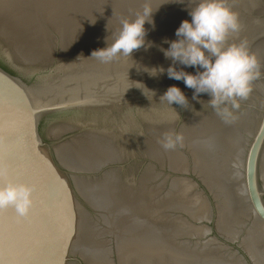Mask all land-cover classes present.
<instances>
[{
	"label": "water",
	"instance_id": "obj_1",
	"mask_svg": "<svg viewBox=\"0 0 264 264\" xmlns=\"http://www.w3.org/2000/svg\"><path fill=\"white\" fill-rule=\"evenodd\" d=\"M177 2L0 0V184L32 186L33 202L131 200L264 215V0H227L241 25L228 43L246 41L261 71L230 123L208 95L198 103L182 81L144 71L169 66L159 48L198 0ZM145 6L158 9L155 30L145 25L154 46L108 63L91 56ZM172 85L187 108L160 99ZM166 133L182 134V143L165 150Z\"/></svg>",
	"mask_w": 264,
	"mask_h": 264
},
{
	"label": "clouds",
	"instance_id": "obj_2",
	"mask_svg": "<svg viewBox=\"0 0 264 264\" xmlns=\"http://www.w3.org/2000/svg\"><path fill=\"white\" fill-rule=\"evenodd\" d=\"M177 3H184V0ZM157 10L145 6L134 19L122 21L112 44L94 50L91 56L108 63L118 56L131 57L142 47L147 50L154 46L146 39L148 29L145 25L155 30L153 14ZM188 15L190 19L181 21L175 30L176 38L165 39L163 43L168 47L159 48L165 59L171 61L169 66L166 69L163 66L144 68V71L152 77L166 74L169 79L182 81L186 88L193 90L192 99L198 103L202 95H208L207 103L230 123L236 118L234 110L239 109V101L250 96L253 82L261 75L260 62L246 41L228 43L229 35L238 33L241 25L238 14L228 6L227 0H198L194 7L188 8ZM177 65L182 67L178 70ZM186 68L195 71L188 72ZM160 99L183 108L189 105L188 98L176 85L169 86ZM182 141V134L166 133L161 144L165 150H170ZM4 175L0 170V176ZM33 191V187L25 183L0 184V209L11 207L20 216L27 215L33 205Z\"/></svg>",
	"mask_w": 264,
	"mask_h": 264
}]
</instances>
